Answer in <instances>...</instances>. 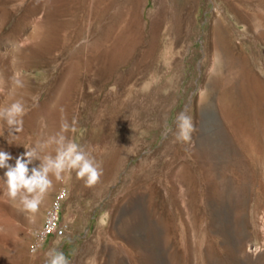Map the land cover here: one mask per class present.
I'll use <instances>...</instances> for the list:
<instances>
[{
  "label": "rangeland",
  "instance_id": "obj_1",
  "mask_svg": "<svg viewBox=\"0 0 264 264\" xmlns=\"http://www.w3.org/2000/svg\"><path fill=\"white\" fill-rule=\"evenodd\" d=\"M107 6L108 0H0V106L20 99L26 109L15 128L0 120V151L14 165L26 147L61 131L66 121V137L102 168L91 187L75 171L53 177L34 220L0 190V224L10 225L4 234L24 241L17 255L8 254L19 264H45L52 248L69 264H264V251L253 255L257 244L264 247V133L253 128L246 138L236 131L207 87L214 75L227 76L223 38L236 59L264 78V0H117ZM128 18L136 47L119 58L124 67L116 73L139 61L138 88L155 70L160 79L131 97L100 76L104 51L125 34ZM150 18L160 27L171 21L172 34L179 32L171 82L175 72L160 59L167 36L161 28L151 35L144 21ZM181 112L195 126L188 142L175 136ZM58 202L65 237L41 239Z\"/></svg>",
  "mask_w": 264,
  "mask_h": 264
},
{
  "label": "bare ground",
  "instance_id": "obj_2",
  "mask_svg": "<svg viewBox=\"0 0 264 264\" xmlns=\"http://www.w3.org/2000/svg\"><path fill=\"white\" fill-rule=\"evenodd\" d=\"M116 1L117 0H108V6H110L111 3H115ZM100 19L102 18L100 17ZM144 21L146 26L150 25L151 35L156 34V32L161 28L160 30H162L164 34L167 36L168 41L165 42L164 49L162 50L160 55V59L164 60L165 63H168L169 68L174 70L175 72L173 73L172 79H168L169 80L168 82H171L175 74L177 73L176 62L174 63L171 62L178 53L177 51L178 47L176 42L177 39L179 38L178 35L179 32L176 31L175 34H172L173 27L171 25L172 24L171 21H168L163 27H160L161 23L157 22L158 20L156 19L150 18V20L144 19ZM90 24H92V22H90ZM127 26L128 27L126 28L127 30L125 34H127L126 36L131 41L129 43L128 42L125 43L124 42L125 34L123 35V33L122 35L120 34L119 36H117L116 41L115 40L113 41L114 44L112 46V49L110 48V50H108L107 48L106 49L107 52L104 51V53L106 54L103 53L104 55L101 58L103 60H100L101 63L100 62L99 63L100 65L101 64L103 65V68L100 71L101 79H103V81L115 80L114 84L111 85L113 91L118 92L119 90L124 89L126 91L125 96L131 97L136 92L147 93L153 87H155V85L159 83L160 79L157 77L159 75L158 71L155 70L153 73L148 75V78L151 76L149 79H144L141 88H138L137 85L138 80L144 77L143 72L137 73L138 64L140 65V62L138 60H137L138 62H135L133 64V68L129 70L126 74H123L122 72L116 73V70L119 71L120 68L124 67L122 62H120L119 58L129 56L133 52V50H135L136 47L137 39L134 37L136 36L134 34L135 30L133 29L132 20L130 18H128ZM136 37H138V35ZM224 37L228 38L226 36ZM152 39L154 38L152 37ZM223 39L219 44V49L225 58L224 69L227 72V76L214 75L208 81L207 87L210 88V92L216 94L217 101L221 109L225 112L228 119L231 121L232 123L231 126L233 128H236V131L237 129L241 130L242 133L243 132L245 133V137L251 135L253 128L259 129L261 132L264 133V78L258 76L250 68L247 60L236 59V57L232 55V51H231L232 49L230 48L229 45L230 42L228 43L227 40H223ZM263 45H264V39H263ZM150 50L151 48L147 49L144 52V55L147 56ZM130 77L135 79L133 81H130ZM162 89L166 90L167 88L163 87ZM256 135L258 136V134ZM9 229H10V225L7 223V221L4 224H0V230H3V233H0V240L1 241L3 240L4 242L3 244L4 248L0 250V264H19L17 262V259L13 258V256L15 255L8 254V250L13 251V253L17 255L21 251V249H23L24 241H20L19 238H8L4 234V232Z\"/></svg>",
  "mask_w": 264,
  "mask_h": 264
},
{
  "label": "clouds",
  "instance_id": "obj_3",
  "mask_svg": "<svg viewBox=\"0 0 264 264\" xmlns=\"http://www.w3.org/2000/svg\"><path fill=\"white\" fill-rule=\"evenodd\" d=\"M14 82L22 86L20 81ZM25 114V104L20 99L0 106V120L9 128L21 125ZM176 127L175 136L178 141L191 140V133L195 131L191 116L184 112L179 113ZM68 128L69 125L65 121L62 123L61 131L50 135L46 140L37 141L30 148L26 147L24 156L17 158L14 165L9 163L13 157L7 152L0 151V169H5L3 177H0V190L20 211L30 214V220L35 219V213L53 185V177L59 181L63 179L65 173L75 171L77 178L91 187L102 175V168L95 158L81 145L66 137L64 133ZM34 161H39V164L30 170L28 165ZM260 219L262 221L260 231L264 233V213ZM249 250L252 251L251 248ZM261 251H264V247L257 244L253 255ZM45 256V264H69L64 254L55 248L50 249Z\"/></svg>",
  "mask_w": 264,
  "mask_h": 264
},
{
  "label": "built area",
  "instance_id": "obj_4",
  "mask_svg": "<svg viewBox=\"0 0 264 264\" xmlns=\"http://www.w3.org/2000/svg\"><path fill=\"white\" fill-rule=\"evenodd\" d=\"M61 198H63V195H61ZM65 231L66 227L62 222L61 204L58 202L48 212L44 229L41 232V239L49 237L62 239L65 237Z\"/></svg>",
  "mask_w": 264,
  "mask_h": 264
}]
</instances>
